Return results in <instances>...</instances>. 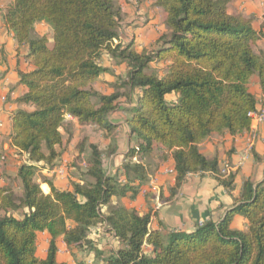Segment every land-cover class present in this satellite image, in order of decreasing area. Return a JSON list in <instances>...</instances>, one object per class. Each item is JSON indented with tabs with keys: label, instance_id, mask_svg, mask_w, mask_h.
<instances>
[{
	"label": "trees",
	"instance_id": "trees-1",
	"mask_svg": "<svg viewBox=\"0 0 264 264\" xmlns=\"http://www.w3.org/2000/svg\"><path fill=\"white\" fill-rule=\"evenodd\" d=\"M152 1L163 11L164 26L152 53L114 45L120 16L112 0H12L4 9L3 22L16 43L27 46L32 70L20 74L27 93L18 103L25 109L13 114L10 135V146L26 163L0 185V264H67L58 260L60 242L72 258L87 251L93 264H264V180L245 181L221 220L199 224L191 233L160 222L153 228L149 206L139 214L112 202L133 200L143 189L149 203L154 201L149 175L159 157L173 162V193L188 175L203 173L234 191V174L223 175L217 159L203 156L198 144L249 131L257 105L247 86L253 77L264 96V54L257 49L264 31L229 13L232 0ZM38 23L50 27V41L45 35L30 38ZM104 56L123 67L108 95L92 88L108 72ZM153 62L166 65L161 75ZM118 111L127 114L131 144L114 174L104 161L114 148L87 150L82 141L76 147L82 166H75L68 189L37 178L41 163L57 175L56 148L72 138L67 116L109 137L116 127L110 117ZM4 160L0 153V165ZM235 215L245 229L231 227ZM94 229H103L116 248H98L90 238ZM42 233L48 242L41 259L36 250Z\"/></svg>",
	"mask_w": 264,
	"mask_h": 264
},
{
	"label": "crops",
	"instance_id": "crops-1",
	"mask_svg": "<svg viewBox=\"0 0 264 264\" xmlns=\"http://www.w3.org/2000/svg\"><path fill=\"white\" fill-rule=\"evenodd\" d=\"M148 1H150L152 6L155 7L152 0H146L140 4ZM11 2L12 0H0V153L5 157V160L0 165V174L3 169L8 171L14 170L15 172V169L12 168V158L22 159L21 162L15 165V168L21 163H26V157L24 155L19 156L17 151L10 146V135L12 133L11 121L13 114L18 110L25 109V107L18 103V100L27 93L26 87L20 83V74L32 70V66L26 58L27 46L18 45L16 43L13 34L7 29L2 19L4 9ZM155 8L163 14L162 9ZM228 12L249 18L256 31H264V2L262 0H232L228 6ZM42 24L43 23H38L34 25L30 38L43 36L39 31L37 32L38 26H41ZM161 29L162 33L164 31L163 23ZM160 34H157L155 39H153L151 44L152 50L154 49V43ZM119 38H121L120 34L118 39L114 42L118 41ZM138 42H141V39L137 38L128 43H120L132 44L137 52H141L143 49L140 46L138 49L135 48L139 45ZM146 44L148 43L146 42L142 45ZM257 49L264 54V39L257 43ZM161 66H163L162 71L164 72L166 65L161 64ZM162 71L159 72V75L162 74ZM102 75L92 84V88L96 92L99 91L95 86L100 85V80L103 79ZM106 78L107 82H113V78ZM247 86L249 92L257 99L256 111L264 110V96L261 92V87L257 78L253 77ZM101 94L108 95V93ZM120 106L127 107L125 104H120ZM126 115L127 114L124 112H115L111 115L110 119L112 123L116 125L111 136L107 137L104 133L98 131L99 134L105 138V141L110 143L111 141L113 142L111 147L114 148V152L108 156V166H106L107 172L111 174L115 173L116 169L122 162V156L126 153L131 144L128 130L124 124V118ZM66 121L72 125L73 137V129L82 127L78 126L77 122L71 117L67 116ZM85 129L96 130L91 127H86ZM252 133L256 135L257 140L251 141ZM62 135L64 136L63 132ZM71 142L72 138L66 146L56 148L58 155H60L62 149L70 145ZM89 145L94 144L90 143L85 145L87 150ZM106 146L104 145L102 149H105ZM76 147L77 145L74 147V151L77 156ZM198 148L200 153L207 159L216 158L221 169L230 168V172L234 174V191L228 193L218 184L211 174L203 173L188 175L179 189L173 193L172 188L174 185V176L167 172L173 168V162L170 159L162 160L159 157L152 160L155 167H153V172L149 175V187L154 185L157 189L156 191L150 192V195H153L155 200L149 203L145 197V192H147V190L143 189L135 199H113V204H121L126 208H134L139 214L144 213L149 206L153 213V228H157V224L160 222L168 229L191 233L199 224L207 221L218 222L221 220L224 217L226 210L232 205L233 199L238 196L245 181L258 184L264 180V123L251 121L249 131L236 136H231L227 133L215 135L199 143ZM98 149L102 150L100 147H98ZM244 155H247L246 158H244ZM40 166L43 167V170L40 171V173L43 176L50 178L54 185L59 189H68L69 182L74 180L76 169L72 177H69L68 182L67 173L62 176L55 175L54 171L48 170V167L43 163H41ZM6 170L3 171L6 175L14 174L6 173ZM4 184V179L0 176V185L2 186ZM43 186L49 193L48 186L46 184H41V187ZM44 193L48 194L46 192ZM103 210L105 211L106 208ZM244 224L245 221L243 218L239 215H235L232 219L231 227L243 230L245 229ZM95 231H101L102 234L106 235L103 229H94L91 233ZM107 236L113 244V246L110 247L115 249L116 243L108 234ZM47 238L48 237L45 233L38 235V241L41 239L44 246L43 253L37 256L38 258L42 259L45 257L48 242ZM58 247V260L59 262L66 263L64 258L66 255H69L67 249L61 242L58 244ZM89 262L88 258L87 264Z\"/></svg>",
	"mask_w": 264,
	"mask_h": 264
},
{
	"label": "rangeland",
	"instance_id": "rangeland-1",
	"mask_svg": "<svg viewBox=\"0 0 264 264\" xmlns=\"http://www.w3.org/2000/svg\"><path fill=\"white\" fill-rule=\"evenodd\" d=\"M260 1V0H259ZM264 2V0H262ZM113 6L116 11H118L119 16L121 17V26H120V37L118 41L114 42V45L121 43H128L131 40L135 39H141V42H138L139 45L135 48L138 49L140 46L144 51L147 53H152L153 50L151 49V44L153 42V39L157 36V34H160L162 31V19L163 14L161 11L157 10L155 7L152 6L151 2H145L143 4L138 3V0H112ZM135 28V29H133ZM37 32L45 35L48 37L49 41L51 39V29L46 24H42L41 26H38ZM138 29V30H137ZM148 43L146 45H142L143 43ZM134 48V47H133ZM102 65L107 69V73L103 74L100 81V85H96L97 90L101 93H108L112 92L113 89H111V85L114 83L115 79L114 76L120 77L123 75V68L121 66L114 65V62L110 60V58L104 56L101 59ZM151 67L156 72H161L163 66L161 64H156L153 62L151 64ZM106 77L113 78V82L109 83L107 82ZM103 86V87H102ZM110 87V88H109ZM117 113H121V111H118ZM64 134V132H63ZM66 137V135L64 134ZM126 139V138H124ZM82 141H85V145L87 144H94L101 149L103 146L107 145L105 149H102L103 153H108L107 148L108 146H112L113 142L111 141H105V138H103L98 131L94 129H85V128H74L73 129V137L72 142L70 145L62 149L60 152L57 162L58 167H65V171L67 173V178L69 182V177H72L75 166H81L83 156H76V153L74 151V147L81 143ZM108 142V144H107ZM110 143V144H109ZM21 158H12V168L15 169V165L17 163L21 162ZM105 165L108 166V156H105ZM6 169H3L1 171L0 176L4 179L5 182V172H3ZM6 173H14V170L8 171L6 170ZM41 173L38 172L37 178H41ZM4 176V177H3ZM6 183V182H5ZM41 190L48 193V190H43L41 187ZM90 238L94 242L95 245L98 246L100 249H105L106 247L113 246L111 240L109 237L104 234H102L101 231H95L93 233H90ZM43 241L39 239L38 245H37V256L41 255L43 253ZM41 245V246H40ZM40 246V247H39ZM89 253L87 251L78 252L75 254V258H72L71 256H65L64 260L68 264H77V260H82L85 263L87 262V259L89 258ZM89 261H92V257L89 258ZM94 263V260L91 264ZM100 264V263H97Z\"/></svg>",
	"mask_w": 264,
	"mask_h": 264
},
{
	"label": "built area",
	"instance_id": "built-area-1",
	"mask_svg": "<svg viewBox=\"0 0 264 264\" xmlns=\"http://www.w3.org/2000/svg\"><path fill=\"white\" fill-rule=\"evenodd\" d=\"M250 119L251 121H257L258 123H264V110L261 111H254L250 113ZM257 140V137L254 133L251 134V141ZM247 155H244V158H246ZM230 168H224L222 170L223 175H228L230 172ZM169 174H172V170L167 171ZM57 175L62 176L65 174V167H60L56 170ZM152 191H156V187L154 185H151Z\"/></svg>",
	"mask_w": 264,
	"mask_h": 264
},
{
	"label": "bare ground",
	"instance_id": "bare-ground-1",
	"mask_svg": "<svg viewBox=\"0 0 264 264\" xmlns=\"http://www.w3.org/2000/svg\"><path fill=\"white\" fill-rule=\"evenodd\" d=\"M42 189L45 190L46 188L43 186Z\"/></svg>",
	"mask_w": 264,
	"mask_h": 264
}]
</instances>
